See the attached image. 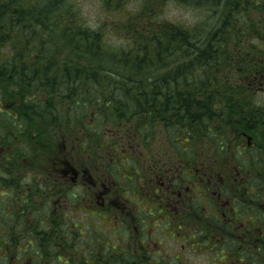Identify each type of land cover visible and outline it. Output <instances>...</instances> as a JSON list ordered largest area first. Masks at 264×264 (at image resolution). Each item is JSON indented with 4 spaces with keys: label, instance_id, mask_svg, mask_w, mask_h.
Masks as SVG:
<instances>
[{
    "label": "trees",
    "instance_id": "trees-1",
    "mask_svg": "<svg viewBox=\"0 0 264 264\" xmlns=\"http://www.w3.org/2000/svg\"><path fill=\"white\" fill-rule=\"evenodd\" d=\"M130 1L100 0L109 18L92 23L77 0H0V197L12 196L1 191L10 177L56 169L66 140L92 147L169 122L196 141L209 114L264 139L251 99L264 77V0H183L214 6L190 21L162 17L167 0ZM260 159L251 174L264 175Z\"/></svg>",
    "mask_w": 264,
    "mask_h": 264
},
{
    "label": "flooded vegetation",
    "instance_id": "flooded-vegetation-1",
    "mask_svg": "<svg viewBox=\"0 0 264 264\" xmlns=\"http://www.w3.org/2000/svg\"><path fill=\"white\" fill-rule=\"evenodd\" d=\"M220 117L217 130L209 114L205 144L163 122L92 147L66 140L54 171L10 177L0 264H190L202 247L211 264H264V176L243 164L264 144ZM133 150L140 178L119 161H137Z\"/></svg>",
    "mask_w": 264,
    "mask_h": 264
},
{
    "label": "rangeland",
    "instance_id": "rangeland-1",
    "mask_svg": "<svg viewBox=\"0 0 264 264\" xmlns=\"http://www.w3.org/2000/svg\"><path fill=\"white\" fill-rule=\"evenodd\" d=\"M78 4L81 6V10L83 12V14L87 17L88 20H90L92 23L96 22V21H100L103 18H109V14L106 12V8L102 7V4L100 2V0H77ZM142 1L140 0H131L128 5L125 4L124 8L125 9H132V10H136L138 9L137 7H139L141 5ZM215 5V4H214ZM128 6V7H127ZM162 6H163V12H162V17H166V18H170V19H174V20H193L196 17H202L205 14H210L212 15L214 11L210 10L211 7L214 6H205V5H190L187 1H183V0H167V1H163L162 2ZM117 14V13H114ZM111 20V19H110ZM212 20L210 19V21L208 23H210ZM114 29L110 28V31L112 32ZM263 82V86H264V77L262 79ZM253 100L258 104H264V93H257L254 97ZM110 116V115H109ZM218 120L221 121L218 128H216L217 130L220 129L222 122H223V118L220 116H217ZM216 119V115L213 116V120ZM210 120V119H209ZM209 120H206V125H209ZM97 128H100L97 126ZM153 128L149 129L146 128L145 131L147 130H152ZM149 133V132H148ZM259 141H261L262 144H264V139L261 140L259 138H257ZM113 140V138H112ZM205 144L204 141H199L198 144ZM186 145V143H181L175 145L176 148H184ZM258 150H261L262 153L257 152ZM134 153H127L131 156H136L137 157V161L134 160L132 157H128L126 159H120L119 161L124 165L123 167H128L130 170H132V172L134 174L140 175L142 174V171H144V164L145 161H142L141 158L138 156V152H135L133 150ZM257 153L259 156H261L262 161H264V145L262 148L257 147V149L255 150H251L249 152H247L244 156H243V164L244 165H252V161H250L248 159V157H253L255 158L257 156ZM139 159V161H138ZM117 164H112L111 167L108 168H116L118 167L119 163ZM110 166V165H109ZM121 167V168H123ZM111 172V170H109ZM131 171H127V174H130ZM29 175V173L27 174ZM264 176V175H262ZM0 209L1 210H5L6 212H10L12 210V200H7V199H0ZM78 216L81 218L82 215L78 214ZM100 219V218H99ZM96 233V232H95ZM94 233V234H95ZM119 234V231H117V235ZM188 246V244H187ZM204 246V245H203ZM190 249V248H189ZM45 250V249H44ZM190 251V250H189ZM197 251H201L203 253L200 254H195V253H190L187 254L186 259H189L191 261L190 264H211L209 262V260L207 259V251L203 250V247L200 249H197ZM48 254H50V252H48ZM50 264H60L58 262H52Z\"/></svg>",
    "mask_w": 264,
    "mask_h": 264
}]
</instances>
